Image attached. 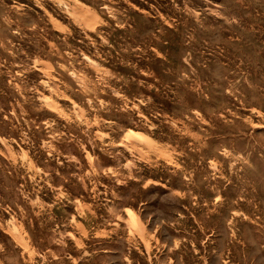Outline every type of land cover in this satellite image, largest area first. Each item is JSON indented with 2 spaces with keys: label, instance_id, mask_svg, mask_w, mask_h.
I'll return each instance as SVG.
<instances>
[{
  "label": "rangeland",
  "instance_id": "1",
  "mask_svg": "<svg viewBox=\"0 0 264 264\" xmlns=\"http://www.w3.org/2000/svg\"><path fill=\"white\" fill-rule=\"evenodd\" d=\"M0 264H264V0H0Z\"/></svg>",
  "mask_w": 264,
  "mask_h": 264
}]
</instances>
